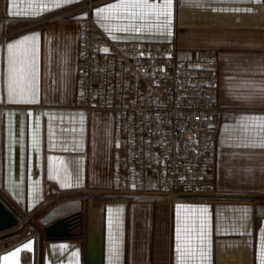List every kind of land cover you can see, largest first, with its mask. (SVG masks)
<instances>
[{"label":"crops","instance_id":"obj_1","mask_svg":"<svg viewBox=\"0 0 264 264\" xmlns=\"http://www.w3.org/2000/svg\"><path fill=\"white\" fill-rule=\"evenodd\" d=\"M118 2L0 0V193L21 214L0 237L80 214L85 264H179L178 213L181 246L198 251L200 209L207 208L204 264H261L264 128L248 118L264 121V0H173L167 23L129 20L115 9L97 14ZM87 4L114 45L168 44L181 55L217 58L220 104L238 112L213 123L215 194L169 201L115 189L112 115L79 105ZM34 33L36 98L9 101L7 44ZM189 264H201L199 256Z\"/></svg>","mask_w":264,"mask_h":264},{"label":"built area","instance_id":"obj_2","mask_svg":"<svg viewBox=\"0 0 264 264\" xmlns=\"http://www.w3.org/2000/svg\"><path fill=\"white\" fill-rule=\"evenodd\" d=\"M80 29L79 105L112 115L113 186L169 201L215 194L213 123L238 112L220 104L217 58L181 55L168 44L107 42L91 4Z\"/></svg>","mask_w":264,"mask_h":264},{"label":"snow or ice","instance_id":"obj_3","mask_svg":"<svg viewBox=\"0 0 264 264\" xmlns=\"http://www.w3.org/2000/svg\"><path fill=\"white\" fill-rule=\"evenodd\" d=\"M173 0H163V3H157L156 0H119L118 3L108 4L106 7L96 9L97 14L104 13L107 10L115 9L125 14V18L129 20H159L164 18L165 23L171 17ZM107 19V17H105ZM140 31L139 27L135 28ZM38 33L24 35L22 39H16L12 43L7 44V96L9 101L24 100L31 102L36 98V45L35 41ZM29 42H31L29 44ZM108 51L107 48L104 49ZM258 121L261 128H264V121H260L257 117L248 118ZM264 143V140H262ZM71 186V185H62ZM179 207V206H178ZM111 211V210H110ZM207 208L200 209L201 229L200 240L201 245L198 251L193 250L190 245L181 246V228L179 226V213L177 225V259L179 264H189L196 256H199L201 264L208 258V253L203 245L205 239L204 222L207 215ZM27 247V245H25ZM19 251V249H17ZM15 255V253H11ZM261 264H264V254H262Z\"/></svg>","mask_w":264,"mask_h":264},{"label":"water","instance_id":"obj_4","mask_svg":"<svg viewBox=\"0 0 264 264\" xmlns=\"http://www.w3.org/2000/svg\"><path fill=\"white\" fill-rule=\"evenodd\" d=\"M80 216L62 218L37 233L27 229L0 237V264H85L84 241L77 233ZM20 217L0 193V234L17 228Z\"/></svg>","mask_w":264,"mask_h":264},{"label":"rangeland","instance_id":"obj_5","mask_svg":"<svg viewBox=\"0 0 264 264\" xmlns=\"http://www.w3.org/2000/svg\"><path fill=\"white\" fill-rule=\"evenodd\" d=\"M115 189H117V187H115ZM33 226V223H28V224H25L18 232L19 233H24L29 227H32ZM17 232V233H18ZM7 235H9V234H7ZM4 236H6V235H4Z\"/></svg>","mask_w":264,"mask_h":264}]
</instances>
